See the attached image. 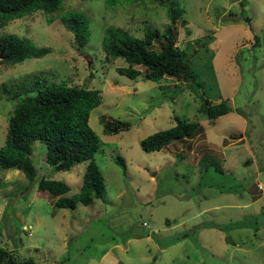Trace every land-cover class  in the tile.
Segmentation results:
<instances>
[{
    "label": "rangeland",
    "instance_id": "rangeland-1",
    "mask_svg": "<svg viewBox=\"0 0 264 264\" xmlns=\"http://www.w3.org/2000/svg\"><path fill=\"white\" fill-rule=\"evenodd\" d=\"M171 1L180 13L174 47L190 58L196 92L174 78L145 80L141 67L130 80L116 72L127 66L123 60L105 62L109 27L137 38L157 31L161 40L170 21L150 0H65L50 17L37 11L0 25V37L15 35L49 51L0 63V148L13 105L34 95L36 82L96 90L101 102L88 126L99 139L94 160L104 179L101 200L56 208L37 197V181L64 182L72 196L84 164L54 171L44 145L35 143L30 188L19 171L0 170L1 248L35 264H264V0ZM69 11L88 22L81 52L61 21ZM199 96L210 105L226 101L232 110L211 124ZM114 120L129 130L109 135L104 124ZM177 120L201 130L159 152L141 149V140Z\"/></svg>",
    "mask_w": 264,
    "mask_h": 264
},
{
    "label": "trees",
    "instance_id": "trees-1",
    "mask_svg": "<svg viewBox=\"0 0 264 264\" xmlns=\"http://www.w3.org/2000/svg\"><path fill=\"white\" fill-rule=\"evenodd\" d=\"M65 0H0V25L40 11L46 17L59 11ZM135 0H105L108 5ZM165 8L170 25L159 41L157 31H146L142 38L109 27L103 40L105 62L121 59L126 67L117 68L119 75L133 80L141 72L144 79L157 82L163 78H174L187 84L194 92L200 87L189 68V56L174 47L172 28L180 15L171 0H150ZM61 21L73 35L72 46L81 52L89 37L87 19L77 12H64ZM157 46V50L156 47ZM49 53L47 48L36 47L25 38L15 35L0 37V63L20 64L26 59H41ZM91 77V76H90ZM36 93L24 95L15 102L7 120L4 145L0 148V170H16L24 175L30 188L36 178V169L31 159L35 143L45 147V160L54 171L68 172L77 164H84L78 192L69 195L70 187L61 181L41 176L37 181V197L54 200L59 209L74 210L77 204L89 206L101 200L104 179L94 160L99 148V139L88 126L90 112L98 107L101 97L96 90L67 86L64 82L46 84L36 82ZM19 96L14 95L13 100ZM200 97V96H199ZM201 99L200 113L209 123L231 112L226 101L216 105ZM109 135L128 131L130 124L118 120L104 124ZM196 122L177 120L175 125L157 131L140 141L146 153L159 152L174 141L186 140L200 131ZM181 158V157H178ZM115 163L125 175L126 165L121 157ZM217 170V169H216ZM0 264H35L32 259H19L12 252L0 247Z\"/></svg>",
    "mask_w": 264,
    "mask_h": 264
}]
</instances>
